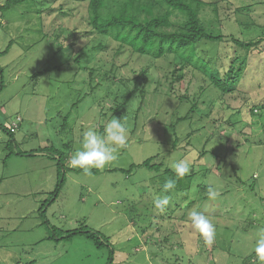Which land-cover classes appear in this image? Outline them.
<instances>
[{
    "label": "rangeland",
    "instance_id": "rangeland-1",
    "mask_svg": "<svg viewBox=\"0 0 264 264\" xmlns=\"http://www.w3.org/2000/svg\"><path fill=\"white\" fill-rule=\"evenodd\" d=\"M7 1L0 0V6ZM69 1L21 0L9 11L0 9V53L9 49L0 56V124L12 132L0 128V264H109L110 249L98 250L86 238L45 241L52 230L38 212L52 200L58 160L43 153L30 155L47 147L58 151L66 167L60 171L66 174V184L48 208L47 220L61 230L87 225L109 238L113 264H251L256 234L264 228V109L256 117L244 109L235 113L247 98L264 105V44L262 54L250 57L249 71L241 79L238 89L245 93L223 98L227 109L217 99L212 109L216 91H204L197 97L198 112L174 131L172 124L189 112L192 97L206 85L202 76L187 69L183 81H174L172 57L155 61L129 48L116 55V42L104 36L81 37L87 6ZM219 2V13L207 7L202 20L243 41L264 37V0ZM60 5H65L62 10ZM171 19L170 31L183 20L177 12ZM100 43H107L108 49L90 50ZM218 45L202 43L198 53L212 58L224 74L229 59L223 57L230 58L233 51L227 43ZM144 68V98L136 95L120 113L114 112L117 100L133 88L132 79ZM45 70L46 75H36ZM186 90L191 100L181 98ZM18 118L19 128L12 131ZM114 118L126 129L125 146H116L117 160L102 170L93 168L96 173L92 169L91 174L70 167L68 160L81 147L83 133L93 128L102 134ZM226 118L235 126L222 121ZM217 130L225 141L220 142ZM150 158L172 172L173 162L185 160L190 173L165 192L164 183L175 177L164 170L110 172L129 170ZM210 188L217 192L215 200L207 196ZM157 198L169 201L163 211L155 207ZM192 211L214 223L211 245L191 227Z\"/></svg>",
    "mask_w": 264,
    "mask_h": 264
},
{
    "label": "trees",
    "instance_id": "trees-1",
    "mask_svg": "<svg viewBox=\"0 0 264 264\" xmlns=\"http://www.w3.org/2000/svg\"><path fill=\"white\" fill-rule=\"evenodd\" d=\"M21 0H8L7 4L0 6L3 11H9V8L13 4H18ZM220 0L206 2L204 0H72V2H82V5L87 6V17L85 18L86 32L81 34L82 36H101L106 37L109 40L116 42L119 46L116 50V55L120 54L124 49L129 48L135 55L148 56L152 59L161 60L164 58H171V65L174 67L173 80H184V71L191 69V74H200L202 76L204 86L199 87V93L197 96L192 97L193 103L189 112L185 116L178 117L177 120L172 124V128L175 131L177 126L181 123L191 119L199 110L200 100L208 89L216 91V97L211 101L209 105L214 109V101L222 99V108H229L223 98L228 97L229 100L236 99V96L242 95V91H239V86L243 76L249 71V60L253 53H261L260 47L264 44V37L259 39L243 41L234 35H224L222 31H218L216 27L211 26V23L202 20L201 13L207 7L212 8L213 12L219 13L221 9ZM223 1V0H221ZM70 3L71 1L68 0ZM63 5V4H62ZM60 5V10L63 7ZM249 6L245 8L248 10ZM71 10V9H70ZM53 10H51L52 12ZM239 10H236V13ZM70 12V11H69ZM179 13L183 20L175 24L176 29L169 30L174 27L172 21L173 13ZM230 20V17H227ZM223 21L218 15V23L221 24ZM239 22L238 20H236ZM240 24H243L239 22ZM246 26L251 24L246 23ZM254 26L255 23H253ZM108 43V42H107ZM107 43H100L93 46L90 50L96 52L97 50L103 52L108 49ZM202 43L212 44H224L227 43L233 51L232 56H224L223 58L229 59V65L222 74L221 69L213 66L212 58H204L199 56L198 47ZM218 45V46H220ZM227 45V46H228ZM215 47V46H214ZM9 49H7L8 52ZM4 51L0 53V56L7 53ZM219 59H222L219 57ZM137 76L132 80L133 88L129 89L125 93L124 97H120L114 107V112H121V110L132 102L136 95L142 97L147 93L145 81H141L143 74L148 73V69L144 68ZM93 70V69H92ZM49 70H45L36 74L37 76L46 75ZM94 70L91 72V77L94 75ZM108 77V76H107ZM255 78V77H254ZM258 80L257 78H255ZM109 80V79H108ZM191 83V82H190ZM261 82L254 84L259 86ZM264 84H262L263 86ZM264 87V86H263ZM4 88L3 83L0 85V92ZM189 90H186L184 98L191 100ZM205 91V92H204ZM200 98V99H201ZM228 100V102H229ZM248 112L251 117L259 116V111L264 109V105L256 106L254 101L247 98L242 105L241 109L237 110L235 114H242L244 110ZM243 110V111H242ZM206 117H210L209 111L203 112ZM230 126H235V122L230 118L222 120ZM0 128L7 131L10 135L12 132L4 128L0 124ZM193 135L190 133L187 138L189 139ZM219 137L220 142L225 141L220 136L219 130L215 133ZM179 139L177 138L174 143V149L178 146ZM48 149V150H47ZM204 150H206L204 148ZM34 153H43L50 159L57 161L59 176L58 184L56 189L52 192V200L45 201L39 210V217L43 220V224L49 226L52 230V235L45 239V241H66L68 243L74 241L78 237L86 238L91 241L98 250L104 248L110 249L109 252V264H113L114 261V249L109 238L103 236L99 232H95L87 225L83 227L72 229V230H61L57 227L51 226L46 218L48 208H50L57 200L60 192L66 184V174H61L60 171H65L66 167L64 159L58 155V151L54 147H47L46 150L32 152L30 156L35 155ZM206 152L203 151V155ZM11 154L9 158L12 157ZM18 156H24L23 153L19 152ZM52 155V156H51ZM55 156L57 158H55ZM66 162V161H65ZM145 168L150 172H161L164 170V174L167 176L175 177V173L168 168H164L163 163H156L154 158H150L139 165H132L129 170L115 169L110 172H122L131 173L136 168ZM73 170V169H72ZM81 172H84L81 170ZM93 172L96 171L93 169ZM240 184H244L239 179ZM252 259L254 262H252ZM251 264H258L256 255H253L249 259ZM35 261H31L26 264H34ZM248 263V262H247ZM246 262L244 264H247ZM19 264V263H18Z\"/></svg>",
    "mask_w": 264,
    "mask_h": 264
},
{
    "label": "clouds",
    "instance_id": "clouds-1",
    "mask_svg": "<svg viewBox=\"0 0 264 264\" xmlns=\"http://www.w3.org/2000/svg\"><path fill=\"white\" fill-rule=\"evenodd\" d=\"M126 129L121 119H112L105 127L103 133H98L95 129L89 128L83 133L81 147L77 149L68 160V165L78 168L85 174H91L93 168L102 170L105 166L117 160V147L126 144ZM175 173V178H169L163 185L165 192L172 190L176 186V180L181 179L190 173V165L185 160L173 162L171 165ZM207 196L215 200L217 192L209 189ZM168 199L157 198L154 201L155 207L163 211L168 204ZM191 227L203 238L207 245H211L215 239L216 228L214 223L204 214L192 211L189 215ZM254 252L259 264H264V228L256 234Z\"/></svg>",
    "mask_w": 264,
    "mask_h": 264
},
{
    "label": "built area",
    "instance_id": "built-area-1",
    "mask_svg": "<svg viewBox=\"0 0 264 264\" xmlns=\"http://www.w3.org/2000/svg\"><path fill=\"white\" fill-rule=\"evenodd\" d=\"M21 122V119L18 118L17 119V122H15L13 125H12V131L14 130H17L19 128V123Z\"/></svg>",
    "mask_w": 264,
    "mask_h": 264
},
{
    "label": "crops",
    "instance_id": "crops-1",
    "mask_svg": "<svg viewBox=\"0 0 264 264\" xmlns=\"http://www.w3.org/2000/svg\"><path fill=\"white\" fill-rule=\"evenodd\" d=\"M43 157H47L46 155H42ZM47 158H49V157H47Z\"/></svg>",
    "mask_w": 264,
    "mask_h": 264
}]
</instances>
